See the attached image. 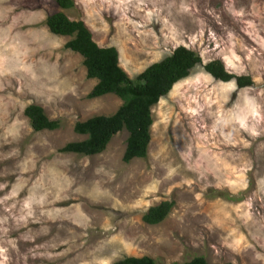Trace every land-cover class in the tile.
Returning a JSON list of instances; mask_svg holds the SVG:
<instances>
[{
    "label": "rangeland",
    "instance_id": "obj_1",
    "mask_svg": "<svg viewBox=\"0 0 264 264\" xmlns=\"http://www.w3.org/2000/svg\"><path fill=\"white\" fill-rule=\"evenodd\" d=\"M0 0V264H113L127 256L264 264V0ZM82 20L134 78L179 46L252 77L239 89L197 67L153 108L148 154L124 162L128 132L97 155L62 153L77 122L111 115L97 83L46 19ZM40 105L56 130L34 131ZM174 201L159 224L152 206Z\"/></svg>",
    "mask_w": 264,
    "mask_h": 264
},
{
    "label": "trees",
    "instance_id": "obj_2",
    "mask_svg": "<svg viewBox=\"0 0 264 264\" xmlns=\"http://www.w3.org/2000/svg\"><path fill=\"white\" fill-rule=\"evenodd\" d=\"M57 4L63 10L78 7L75 0H57ZM46 24L53 34L71 38L65 48L82 55L88 78L97 80L87 97L93 99L115 94L123 101L111 115H98L77 122L75 132L87 138L67 143L59 149L62 153L85 156L100 154L111 139L125 129L128 138L123 161L128 163L146 157L151 142L152 108L197 67H202L217 81L235 82L239 89L254 85L252 77L229 72L221 60L204 64L199 53L186 46L175 48L171 54L150 64L136 77L131 78L120 66L118 49L115 46L101 47L82 20H71L65 12L58 11L47 17ZM25 115L36 132L56 130L60 127V121L49 119L40 105L27 106ZM174 204V201H163L150 207L144 214L143 221L149 225L161 223L170 214ZM113 264L165 263H158L149 256H127ZM170 264L210 263L205 257L196 256L184 263Z\"/></svg>",
    "mask_w": 264,
    "mask_h": 264
}]
</instances>
